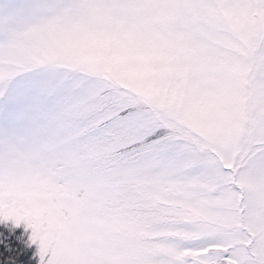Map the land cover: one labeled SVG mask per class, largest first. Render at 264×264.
Listing matches in <instances>:
<instances>
[{
	"label": "snow or ice",
	"instance_id": "6c2138e0",
	"mask_svg": "<svg viewBox=\"0 0 264 264\" xmlns=\"http://www.w3.org/2000/svg\"><path fill=\"white\" fill-rule=\"evenodd\" d=\"M197 6L216 15L188 31L228 58L190 84L255 66L256 122L231 147L177 138L175 104L117 74L38 58L29 29L69 0H0V264H264V0ZM220 8L251 29L247 60L218 43H239Z\"/></svg>",
	"mask_w": 264,
	"mask_h": 264
},
{
	"label": "rangeland",
	"instance_id": "374dc122",
	"mask_svg": "<svg viewBox=\"0 0 264 264\" xmlns=\"http://www.w3.org/2000/svg\"><path fill=\"white\" fill-rule=\"evenodd\" d=\"M69 2L76 5L75 11L63 9L44 19L43 29H29L38 58L69 68L117 74L145 95L158 97L162 104H175L172 115L188 130L178 129L177 138L200 150L208 146L201 140L231 147L251 131L258 101L255 66L250 60L232 66L235 83L213 79L190 84L197 69L224 64L228 58L227 52L204 55L196 32L188 31L193 18L215 16L214 9L198 7L201 0ZM221 17L230 23L229 30L239 43L224 36L218 43L247 60L256 48L251 29L231 9L220 8L217 19ZM245 183L254 187L248 180Z\"/></svg>",
	"mask_w": 264,
	"mask_h": 264
}]
</instances>
